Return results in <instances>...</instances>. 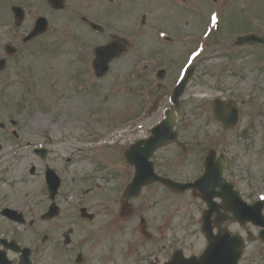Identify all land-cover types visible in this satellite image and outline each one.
Returning <instances> with one entry per match:
<instances>
[{"label":"rangeland","instance_id":"1","mask_svg":"<svg viewBox=\"0 0 264 264\" xmlns=\"http://www.w3.org/2000/svg\"><path fill=\"white\" fill-rule=\"evenodd\" d=\"M158 1L166 7V10L162 13L164 16L157 17V23L162 25V29L168 30L172 33L177 32L178 30L174 29L175 18L180 21L184 16H178L174 14L173 12L175 11L176 13L177 8L173 4H167L166 2L168 0ZM222 1L223 4L221 8H219V10H221V20H223L224 23H227V25L233 23L235 27L244 26L242 21L236 22V19L243 18L241 7L242 5L246 6L245 2L247 3L248 1ZM249 1L253 2L255 5H259L260 8H264V3L262 0ZM17 2L24 3L25 7L28 3H31L27 5L26 10H28L29 6L32 12L28 13L27 11L26 14L24 13V20L21 21L20 25L15 26V21L10 15V12L7 11L8 0L2 4L7 12L3 15H0V47L3 46L6 41H13L12 43L15 45L18 44L20 42L22 33L30 26L29 24L33 19V16H36L40 13H47L48 10L50 11V9L46 7L42 0H10V4L13 5ZM194 2L199 4L198 0H194ZM113 3H117V0H113ZM161 4L158 2L153 4L154 6L151 15L157 13L156 10L160 9ZM67 6H78L80 10H77H79L81 14L95 15L93 17L98 20V22L105 24L107 29L109 23L112 22L114 25L118 26V29H113L114 32L122 34L130 41V43H132V40L129 39L128 34L134 30L130 23L127 22L129 20H133V18H131V14L132 16H135L134 9H132L135 4L133 3V5L130 7L129 0H125L123 4L120 3L118 8H115L113 4L107 0H70ZM199 6L201 7L200 4ZM208 6H210V2L205 0L204 7ZM235 9H237V12L239 10V13H233ZM109 13L112 15H109ZM179 13L182 14L181 10H179ZM62 18H64V16L61 11H53V31L51 35L49 37H44L40 40H37L36 46L28 47L25 49V51L23 50V60L27 64V67L25 66L23 68H18L13 62H11L9 67L6 68L4 72V82L8 85V89L0 96V106L2 109L1 113L6 114L7 109L11 110V113L17 117V121L24 124L23 131H26L25 129L27 128L33 130L32 136L34 139H37L36 130L41 131L42 129L43 131H48L55 136L62 135L66 138L77 136L83 131H91L90 135L106 136L107 132L111 134V131H116L115 123L124 117V114H121V108L125 105V102L122 98L111 96V94L114 93L108 91V88H110L109 84H111L109 81L112 79L115 81V78L121 73L120 71H134L137 66H139L140 70L142 64L138 65L135 63L137 55L134 53L135 48H132V44H130L128 55L131 57L133 54L132 60H129L128 56H121L117 61L112 62L108 75H106V77H104V79L99 82L97 86L98 88L91 90L90 88H94V86L88 82L89 88L87 87L85 91L81 90L82 92H77L67 87L66 84L63 86L62 80H59L57 86H55L57 89L52 91L54 82L49 80L48 76L53 72V68L51 66H45L48 61L45 51L49 50L47 48H43V46L45 42L46 44H50L48 40H54L53 35H58L56 31H58L61 35L62 30H58V28L55 29V27L61 24V28L63 29V26L65 27L69 21V19L64 21ZM188 18L192 20L189 28H192L194 25L201 24L199 23L198 18L193 15L189 16ZM200 20L202 21L203 18L200 17ZM151 21L152 17H150V21H147L146 26L143 27L142 25H139L140 30L145 27L146 29H143L142 33L140 34V38L138 36L135 38L137 46L142 47L145 52H151L158 49L153 48V46L149 44L148 39H146L147 37H149V39H153V28L155 27ZM186 21L187 20L184 21V24ZM67 28L73 29L74 31L80 33L82 37L89 36L83 32L81 26L75 20H71ZM149 28L153 29L151 30L152 32H148ZM225 30L226 28L223 26L222 33L228 34L229 32ZM89 37L90 40L88 41H82L81 38L80 41L88 42V44L100 43L102 42L104 35H100L97 38H94L93 36ZM38 41L41 42L39 43ZM66 41L67 42L64 41L65 43H62L61 49L57 53L59 61L55 59L53 61L55 65V71L57 70V66L62 67L64 65L63 70L67 68L64 73L62 72L63 77L64 75H66V77L71 76L73 71H77V67H81L80 64H78L77 67L73 66L76 64L74 46L68 43L70 40H68L67 37ZM177 43L179 42L175 41L172 44L175 49H172V47L165 48L167 52H165L166 55L163 53L165 58L160 57L161 61L166 59L167 62H169L174 58L177 60L178 58H182L179 62H183L185 60L191 46H186L187 44H184L183 46H177ZM183 50L186 51V54L183 52ZM207 54L209 55V58L212 55H214L213 58H215L218 55H225L226 53L221 52L219 49L211 48ZM258 54L260 59L251 64L252 72L250 74L245 72L246 64L247 67L249 66L246 61H236L237 67L232 65L230 70L233 72H238V75L234 73H226L223 75V83L226 89L230 90L227 94H233L236 96H239L240 91H248L251 83H255L257 86V91H255L254 96L257 97L256 101L259 104L258 106L264 108V51L258 49ZM224 61L225 60L211 58L209 60H204L202 61L204 63V67L200 68V70L208 73L212 70L215 73L217 72L216 68L221 69V63ZM257 62L258 64H263L262 71L255 68V64ZM212 66L216 68H213ZM45 67L47 71H45ZM32 71L36 76V83L35 81H31V84L27 85L25 90L26 92H33L34 90V92L32 95L30 94L23 96L24 93L21 94L22 92H18L20 90L18 88L21 87V82L26 80L28 76L23 75L21 78H19V75L17 74H20L21 72H30L28 74H31ZM222 71L223 69H221L219 73H222ZM14 74L18 77H14ZM43 74L46 76L45 84L44 79H42ZM243 75L245 77H243ZM166 80L168 82L167 85H169V80ZM241 80H246L247 82L245 81V84L243 83L239 85L238 82ZM248 81H250V83H248ZM198 84L199 82L197 79H194L191 82L189 94L187 95V99L189 100V102L187 100V103H189L187 106V111L179 113L180 116H183L185 119V131L182 134L187 137L191 135H204V132L214 131L216 129L219 130L218 124L212 119L211 114L208 113L207 109H200V103L203 101V99H207L205 97H209L210 95L214 94L215 91H209L206 88L200 87ZM238 85L242 90L240 89L239 91ZM247 86L248 88H246ZM39 88L42 90V93L41 90H39V94H36L35 91ZM48 90L50 91L48 92ZM150 91L151 89L147 88V92ZM203 92H205L207 96L200 97ZM117 93L122 94L121 90H118ZM14 100L15 102L12 103ZM151 100L152 98L150 95H147L146 111L150 107ZM164 107L165 105H161L160 111L158 113H147L144 124L146 130L161 119L163 115L161 110H163ZM27 109H29L28 112ZM31 111V116L33 118L32 123H35L32 125L27 123L28 113L30 114ZM245 111H249V109L246 108ZM196 113L198 114L197 116L194 115ZM247 117L248 116H246V118ZM246 118L244 116V119ZM206 121H210L211 124H209V127H206ZM244 122L247 121L243 120V123H241V128L245 126ZM111 125L114 127L110 128ZM254 133L257 135H264V128H260V125L258 124L257 129H254L251 135H254ZM2 135L3 131L0 129V137ZM227 136L230 141V146L233 144V148L238 150L236 143H234L238 142L240 147L239 153L235 155L237 157H235L237 165L234 166V168L237 167V177H235V179L238 183V187L242 189L245 196H247V198L252 201L253 199L258 198L259 194H264V148L263 144H260L262 143V139H257L255 142H253L251 150L249 149V143H246L247 139H235L231 133H227ZM202 148L203 146H200L196 151L191 150L188 153L190 159H183V157H181L183 161L179 160V153L173 146L162 148L153 158L156 164V169L162 173L173 174L177 179H189L199 172V163L197 158L200 156L199 153L201 152ZM66 150L69 152L68 148H66ZM235 153H237V151H235ZM99 159L108 165L105 168L95 170L94 172V174L98 173L97 175H100L99 178L101 185L93 193L80 197L91 201L98 198H103L106 193H109L113 196V201L108 202V207L100 212L97 221L93 224V227L96 229V236L90 240L85 250H83V252L88 255L91 260L93 258V264H111V262L115 263L116 253L113 255L110 252V249L113 252L114 250H117V254L119 255L127 241L129 242V253L126 255V257H128L127 262H125L126 264H145L149 257H153L158 253V251L165 253V251L162 249L168 247L170 243H172L173 246L178 245V247L185 248L187 253L198 251L201 248L204 238L200 230L199 216L204 205L202 202H200L197 196H189V193L187 192L176 195L168 190L162 189L160 185L145 187L141 194L135 199L131 200L130 203L137 209L144 207L142 211H145L149 218L147 226L150 228V231L153 234V238L149 240L146 237H143L140 231H138L139 228L137 226L139 217L137 218L136 215L138 210H135L134 208L130 217L129 215L123 217L121 215L119 216L118 214V210L121 208L120 204H118L116 201V193L118 188L126 183L129 176L127 171L130 172V168L123 162V160L119 159L118 156L108 154L107 152L101 153ZM26 164L27 163L25 162L21 168L19 167V170L17 171H14L12 168L10 169L9 179L12 182H10L7 186L4 184L0 186V194L2 193L5 198L16 201L17 197L22 196L21 198H23L27 194L32 193V195L35 196V200L37 199V195H39L40 192L37 191L38 187H36L34 184L31 185L30 181L32 179L26 173ZM95 164V161L88 162V165L82 164L83 170L80 167L79 171H77L76 166H74V168H72L73 176H76L77 178L78 176L81 177L78 178L79 183L74 185L71 184V178L69 179L70 175L72 174L70 173V170H67L66 177L68 181L66 183L67 189L65 196L70 202L69 204L74 205L77 198L80 196L77 193H80L85 186L91 185L89 184L90 177L86 174L89 173ZM16 165L19 166L18 162ZM172 166H176V170ZM89 167L90 169L85 171V169ZM6 168H3L2 170L6 171ZM106 173H113V175H106ZM21 177H25L26 181L19 182ZM11 183L14 186L16 193L12 191ZM61 202L64 204V201ZM62 206L66 205L64 204ZM107 209L108 212L106 213L105 210ZM72 215V210L65 209L61 213V217H58L57 220L54 219L55 221H39L32 229H23L22 227H18L16 233L17 241L23 245H31L33 244V241L38 239L45 230L50 229L53 232L55 239L44 246L46 249L41 253L40 258L44 264H64L66 258L63 255H60V252L65 250V245L63 243V237L59 235V232L64 229L66 230V228L73 223V221H71ZM108 217L114 221V226L107 225L109 222L107 220ZM8 228L9 227L7 223L0 222V231L7 230ZM236 230L240 231L243 235H245L247 232L240 227H236ZM83 232V230H79L75 237L81 235ZM176 242L179 243L177 244ZM70 249H73V247ZM71 252L73 253L72 250ZM111 256L114 258L112 261L110 260ZM241 264H264V246L259 242H255V240L249 241L247 244V250H245L244 259Z\"/></svg>","mask_w":264,"mask_h":264},{"label":"flooded vegetation","instance_id":"2","mask_svg":"<svg viewBox=\"0 0 264 264\" xmlns=\"http://www.w3.org/2000/svg\"><path fill=\"white\" fill-rule=\"evenodd\" d=\"M212 28L215 29L214 33H212V32L210 33L208 23H206V25L202 24V25H199L196 29L189 30L188 34H189L190 38L197 41L199 39H202L204 33L206 32L207 33L206 37L208 38L207 39V45H209V46L218 45V43H219L218 36H212V35L213 34L218 35L220 33L219 29H218L219 25L216 23ZM263 32H264V30H263ZM179 36L182 38L185 36V34L179 33ZM50 54L54 56V54L52 52ZM1 73L2 72H0V75H1ZM21 74H23V73H21ZM0 82H1V78H0ZM4 90L5 89H2L0 87V96L2 95V92ZM0 105H1V102H0ZM0 115H1V106H0ZM27 122L28 123L33 122V118L31 116V114L28 115ZM14 125H16V121L14 122ZM20 126L23 127V125H20ZM0 128L5 129L6 125L3 124ZM26 134L27 135H25V136L18 135V136H12V137L8 136L6 134H3L0 137V186L2 184L7 186V185H9L10 182H12L9 179L10 170L6 167L10 163L11 157L14 155L15 151L18 149L28 151L27 152L28 157H31L32 154L35 155V153H34L35 150L44 149L45 153H46V158L43 160V159L38 157L39 162L41 163V165L44 164L45 166H47L46 164L49 163V155L51 153V146L54 145L55 142L50 143L49 138L45 139L44 136H39L37 138L38 142H37V144H35L34 142L30 141L32 138L30 129H28ZM100 148L101 149L106 148V146H101ZM119 148H121V146H119ZM56 164H57V162H55L54 165H56ZM30 167H33V166L30 165ZM3 168H6L7 170L3 171L2 170ZM19 182H21V180ZM11 189H13L12 183H11ZM47 205H48V199L42 203L41 207H44ZM26 206H28V204H27V202H25L24 198L17 197V200L13 201V200H9L8 198H5V196L2 193L0 194V211L2 208H5V207L26 208ZM24 214H26L25 209H24ZM28 214H30V216H28L29 219L33 220L35 218L34 217V211H33L32 207H28ZM0 219H4V218L0 215ZM71 221H73L75 224V228H72L71 230H73V232H75V231L78 232L79 230H83L84 231L83 233H86L90 229L89 222H92V221H88L84 217H80L77 215L72 217ZM84 261H85V255L81 254V263L80 264H84Z\"/></svg>","mask_w":264,"mask_h":264},{"label":"water","instance_id":"3","mask_svg":"<svg viewBox=\"0 0 264 264\" xmlns=\"http://www.w3.org/2000/svg\"><path fill=\"white\" fill-rule=\"evenodd\" d=\"M154 133H155V134L153 135V137L150 138V139L148 140V142H146L145 149H144V153H143V156L145 155V157L148 156V154H149V152L152 150V148H154L155 146L159 145L161 140H164L163 137L157 135L158 131H156V132H154ZM142 151H143V149H142ZM188 186H189V185H188ZM185 187H187V185H180V186H178V188H179L180 190L184 189ZM231 246L233 247L234 244L231 245ZM221 248H222V247H221Z\"/></svg>","mask_w":264,"mask_h":264}]
</instances>
